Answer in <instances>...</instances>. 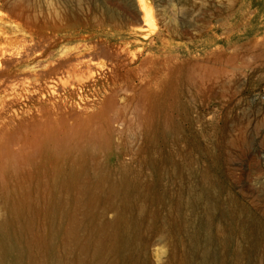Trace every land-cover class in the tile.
Wrapping results in <instances>:
<instances>
[{
  "label": "rangeland",
  "instance_id": "obj_1",
  "mask_svg": "<svg viewBox=\"0 0 264 264\" xmlns=\"http://www.w3.org/2000/svg\"><path fill=\"white\" fill-rule=\"evenodd\" d=\"M150 1L156 20L153 36H158L153 50L138 48L136 43L144 40L134 34L136 24L123 11L132 10L121 0H0V215L6 189L36 186L43 159L37 148L43 142L63 144L73 154L82 147L94 155L88 168H105L114 177L119 165L147 172L139 156L150 103L146 95H161L162 87L144 86L137 76L126 75L116 81L112 109L101 111L113 88L101 76L117 55H137L128 66L135 69L148 57L177 53L176 62H196L194 77L203 86L190 92L185 79L172 80L174 89L177 84L183 91L175 99L168 91L162 100L180 102L174 112L161 113L171 116V132L178 135L179 145L170 144L171 151L186 150L198 168L214 177L221 195L229 193L240 205L254 207L256 216H264V0ZM78 59L88 60L89 67L74 72ZM231 59L238 68L241 62L251 68L242 65L245 70L234 71ZM76 78L89 87L73 89ZM243 131L244 141L217 160L218 134L232 139ZM162 144L156 143L155 154ZM112 216L108 213L106 219ZM225 219L223 212L219 226ZM153 241L146 259L155 264ZM247 253L244 263L253 258Z\"/></svg>",
  "mask_w": 264,
  "mask_h": 264
},
{
  "label": "bare ground",
  "instance_id": "obj_2",
  "mask_svg": "<svg viewBox=\"0 0 264 264\" xmlns=\"http://www.w3.org/2000/svg\"><path fill=\"white\" fill-rule=\"evenodd\" d=\"M121 1L132 10L123 11L136 24L132 29L134 34L144 40L136 43L138 48L155 49L158 36H153L156 20L151 1L131 0L130 5L127 0ZM125 57L117 55L108 73L101 76L113 85L101 111H110L114 106L116 81L120 78L133 74L144 86L162 87L161 95L148 94L150 103L142 104L147 109L140 132L144 147L139 156L148 171L119 165L114 177L105 168H88V160L94 155L90 153L89 156L82 147L73 154L63 144L41 143L37 150L43 159L36 186L26 191L23 187L15 192L5 190L4 215H0V264H152L146 259V253L151 241L157 243L159 236L164 237L162 243L167 253L155 255H163V264H227L230 246L231 264H246L247 252L253 257L247 264H264V219L259 218L261 215L256 216L255 210L254 214V207L237 203V198L235 200L229 193L221 195L214 177L206 168H198L186 150L173 153L170 149V144L175 148L179 145L178 135L171 132L174 127L171 116L164 113L162 117L161 113L167 109L173 111L180 102L166 104L162 100L168 91L173 99L183 91L177 84L174 89L172 80L181 83L185 79L190 92L200 90L203 84L194 77L196 62H176L180 55L174 53L148 57L140 67L129 69L137 55L127 57L130 61ZM230 62L232 70L237 72L249 68L245 62H241L239 68L232 59ZM88 64V60L78 59L72 64V70L87 68ZM125 69L126 74H122ZM96 84L94 81L91 86ZM87 87L89 85L80 81L72 85L75 90ZM263 121L261 119V123ZM245 134L243 131L232 139L218 134L215 140L219 152L217 160L243 142ZM106 138L109 137L106 135ZM158 142L163 143V148L160 154H155ZM30 163L32 161L27 160L26 164ZM223 212L225 225L219 226L218 217ZM108 213L113 214L109 220L106 219ZM218 245L220 248H216Z\"/></svg>",
  "mask_w": 264,
  "mask_h": 264
},
{
  "label": "clouds",
  "instance_id": "obj_3",
  "mask_svg": "<svg viewBox=\"0 0 264 264\" xmlns=\"http://www.w3.org/2000/svg\"><path fill=\"white\" fill-rule=\"evenodd\" d=\"M163 240V236L157 237V243L153 247L155 264H163V255H166L167 253V248L164 243H162ZM157 252H160L163 255H155Z\"/></svg>",
  "mask_w": 264,
  "mask_h": 264
}]
</instances>
